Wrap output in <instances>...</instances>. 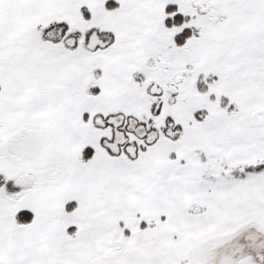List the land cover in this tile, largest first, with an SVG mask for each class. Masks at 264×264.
<instances>
[{"label": "snow or ice", "instance_id": "1", "mask_svg": "<svg viewBox=\"0 0 264 264\" xmlns=\"http://www.w3.org/2000/svg\"><path fill=\"white\" fill-rule=\"evenodd\" d=\"M0 264H264V0H0Z\"/></svg>", "mask_w": 264, "mask_h": 264}]
</instances>
